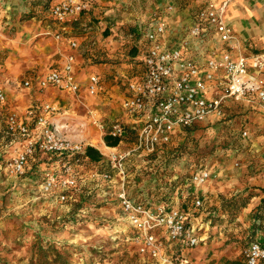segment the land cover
Segmentation results:
<instances>
[{
    "label": "rangeland",
    "instance_id": "1",
    "mask_svg": "<svg viewBox=\"0 0 264 264\" xmlns=\"http://www.w3.org/2000/svg\"><path fill=\"white\" fill-rule=\"evenodd\" d=\"M6 1L9 8L4 5ZM208 1L103 0L72 23L68 34L79 42L76 56L80 60L81 89L86 92L90 72L101 77L106 89L96 96L87 92L83 97L70 96L62 105L68 111L61 122L67 125L63 133L84 146L98 140L95 148L102 154L99 162L70 160L77 186L67 191L70 197L65 200L59 198L58 189L48 193L43 189L46 173L62 175L57 157L36 151L24 174L15 175L8 168V161L21 147L18 132L10 129V116L25 119L19 115L22 108L31 105L24 112L31 107L39 109L51 95L38 94L23 82L59 64V44L46 33L57 27L48 12L52 0L0 1V88L3 83L8 85L5 99L0 100V264H159L141 255L133 241L136 230L117 201L123 180L126 191L138 201L193 212L192 222L202 225L200 233L205 239L197 248L183 252L191 264L211 257L213 244L224 237L227 239L219 249L231 244L230 250L236 254L233 258L244 260L243 249L251 240L246 236L249 226L245 224L253 217L264 221L259 213L264 197L252 212L247 211L250 204H255L254 198L264 196V183L259 181L263 175L257 154L244 134L248 132L244 113L232 109L220 120L187 128L155 153L133 152L125 160L123 173L109 162L105 131L92 121L102 119L106 129L114 104L111 101L116 105L120 101L119 96L107 93L114 85L110 75L114 69L109 66L126 72L124 81H119L120 95H125L127 82L141 72L143 34L154 12L165 18L168 7L177 11L179 17L166 31V40L171 42L175 37L187 36L198 9ZM209 41L219 44L213 37ZM133 50L138 55L134 56ZM91 65L92 69L87 68ZM105 99L111 101L105 103ZM58 112L53 115L56 123ZM82 131L85 137L79 136ZM134 139L131 131L116 150L131 149ZM203 166L213 174L204 186L197 187L191 176ZM196 195L202 201L197 209L193 206ZM260 230L264 231V224ZM171 249L180 254L178 246L172 245Z\"/></svg>",
    "mask_w": 264,
    "mask_h": 264
},
{
    "label": "built area",
    "instance_id": "2",
    "mask_svg": "<svg viewBox=\"0 0 264 264\" xmlns=\"http://www.w3.org/2000/svg\"><path fill=\"white\" fill-rule=\"evenodd\" d=\"M232 1L210 0L201 6L187 36L177 44L166 40L164 16L157 11L152 15L153 20L145 29L144 46L139 54L141 72L126 84V93L121 101L122 113L112 118L106 129L101 120H92L105 134L119 138V143L134 131L131 149L119 151L116 147L106 146L110 150L109 162L121 173L124 172L125 160L133 152L155 153L187 128L209 118H224L226 106L231 101L256 99L264 102V49L248 55L233 54L232 47L239 41L225 18ZM102 2L52 0L48 12L57 24L53 37L57 42H65L72 51L66 54L61 68L50 69L33 80H24L25 87L41 91L53 86L71 93L80 91L81 83L75 72L79 42L68 34V30L82 14ZM170 10L172 7H168L167 11ZM210 31L218 35L221 46L202 55H190L191 40H200ZM86 89L91 95L99 93L100 78L97 74H89L86 78ZM5 96V91L0 88V100ZM57 111L56 105L44 103L39 109L28 108L25 119L10 116V129L18 132L21 147L8 161V168L15 175L24 174L36 151L49 158L57 157L63 168L62 175L55 171L46 173L43 189L46 193L58 189L59 198L65 200L70 197L67 191L77 186L70 160L83 159L86 146L60 133L53 121ZM212 174L209 167L203 166L193 172L191 181L201 187ZM104 177L110 178V175L104 174ZM117 201L127 221L136 230L133 241L141 255L159 264H191L183 252L200 246L205 239L200 233L202 225L192 222L191 210L152 206L138 201L126 191L124 180L119 186ZM201 205V197L196 195L193 206L197 209ZM172 245L179 247V255L172 252ZM243 257L248 264L264 262V239H251L243 249Z\"/></svg>",
    "mask_w": 264,
    "mask_h": 264
},
{
    "label": "crops",
    "instance_id": "3",
    "mask_svg": "<svg viewBox=\"0 0 264 264\" xmlns=\"http://www.w3.org/2000/svg\"><path fill=\"white\" fill-rule=\"evenodd\" d=\"M1 1V0H0ZM217 2H219L220 0H216ZM7 2V1H6ZM6 2H4V5L9 8V3L7 4ZM2 3V2H0ZM1 8H3V5H0ZM178 14L177 11L174 10V8L170 11L167 12L166 16H165V23L168 26H172V22L178 18ZM195 18V16H194ZM225 18L227 23L231 26V28L234 30L235 34L237 35L238 38V44L235 45L234 47H232V52L233 54L237 55V54H252L255 52H259L261 50L264 49V0H233L227 7L226 13H225ZM195 22V20L193 21V23ZM192 23V24H193ZM191 24V25H192ZM56 31V28L53 31H46V33L48 34H52ZM216 38L218 37V35L213 32L210 31L208 32V34L201 38L200 40H195L193 39L190 42V50L189 53L190 55L193 56H198V55H202L204 54V52H211V48H218L221 46L219 40V44H210L209 38L210 37ZM54 37H52L53 39ZM180 38L175 37L174 39L170 40L171 43L173 44H177L180 41ZM57 44H59L58 50L56 53H58L60 55V59H59V64L57 67H53L52 69H59L63 66L64 62H65V56L66 54H68L69 52H71L72 50L67 46V44L65 42H57L55 41ZM80 65V60L78 59V56H76L75 58V72H76V76L79 79L78 76V67ZM94 66H89L87 68H93ZM111 67L110 71V75L113 76V79H111V82H114V85H112V90L111 91H107V93L109 94L111 92V94L113 96H119L118 98L120 99L119 103L117 100V105L115 104L116 102L113 100H109V99H105V103L111 101L114 104H111V108H110V119L114 118L117 114H121L122 113V109H121V101L122 98L124 97V94L122 93L121 95L119 94V88H120V80L124 81V77L125 75V71H123V69L121 67H117V66H109ZM89 74H96V73H89ZM88 74V75H89ZM98 75V74H97ZM99 78H101L99 76ZM34 78L29 77V78H25V80H33ZM17 81V80H16ZM122 84V83H121ZM1 87L3 88V90L5 91L6 94V90L8 88V85L6 83H3V85H1ZM32 89V88H30ZM86 89V88H85ZM106 89V85H104L102 83V79L100 80V91L99 93L103 92ZM33 90L36 93H40L44 92V94L47 92V94L49 95V92L51 93L50 96H48L47 100H44V103H52L54 105L57 106L58 109V129L60 131L61 134H63L64 136H66L68 139L70 140H75L74 138L65 135L63 133V130L66 128V124H61V122L63 121V118H65V116H68V111L64 110L63 108V103L65 101H69L70 96H79L83 97L84 96V92L82 89H80V91L78 93H71V92H67V91H62L56 87L53 86H49L47 88H45L42 91L39 90H35L33 88ZM86 92L89 94V92L86 89ZM85 92V93H86ZM86 93V94H87ZM78 94V95H77ZM96 96V95H93ZM122 96V97H121ZM121 97V98H120ZM31 106V105H29ZM27 106V107H29ZM25 107V108H27ZM19 108V107H18ZM25 108H22L21 112L19 115H24L25 112ZM234 109V111H239L245 114V118L248 120V125H247V135H248V143L251 146L252 151L255 152V154H257V161H259L258 163V168H260L262 171V179L259 180L260 182L264 183V102H260L256 99L254 100H241V101H231L227 104L226 106V110H225V115L228 111L231 112V110ZM114 113V114H113ZM230 115V114H229ZM25 116V115H24ZM67 118V117H66ZM57 119V117H56ZM102 121V119H100ZM213 120H216L215 118H209L207 120H205V122H211ZM62 126V127H61ZM61 127V128H59ZM84 133V132H83ZM82 134V132L80 133ZM85 137V136H82ZM101 141L104 143L103 138H101ZM119 144V143H118ZM117 144V145H118ZM90 146L93 147H97V145L99 144H94L91 143L89 144ZM116 145V146H117ZM113 146V147H116ZM99 147V146H98ZM257 151V152H256ZM212 192V191H210ZM216 193H222V192H216ZM200 197V196H199ZM264 196H259V198H254L255 204H250L249 208H248V213L252 212V210L258 206L261 203V198ZM204 198V197H203ZM259 199V200H258ZM264 205L262 206L263 209ZM261 209V207H260ZM264 211V209H263ZM255 217L252 218V220L250 222H248L245 225H248L249 228L247 229V235L249 238L251 237H255V238H262L264 239V231L260 230V228L262 229V226L264 224V221L259 222V220L257 219V221L255 220ZM255 224V225H254ZM257 224V225H256ZM237 232V230H235ZM255 231V234H253L252 232ZM225 239H227L226 237H224V239L215 242V244H213L212 249H213V254L211 257L207 258V259H196L192 262V264H223L224 260L226 259H230L236 256V254L232 253V251L230 250V245H225L226 247L224 249H219V245H224ZM253 239V238H251ZM250 241V240H249ZM248 241V242H249ZM220 247V248H222ZM197 248V247H196Z\"/></svg>",
    "mask_w": 264,
    "mask_h": 264
},
{
    "label": "trees",
    "instance_id": "4",
    "mask_svg": "<svg viewBox=\"0 0 264 264\" xmlns=\"http://www.w3.org/2000/svg\"><path fill=\"white\" fill-rule=\"evenodd\" d=\"M137 53H138V51L133 50L134 56L138 55ZM104 141H105L107 146H116L119 143V138H113L110 135L105 134L104 135ZM83 159H86L90 162H99L102 160V154L97 148L88 145V146H86V150H85V154H84ZM259 213L264 215V211H263L262 207L259 210ZM257 219L258 218L255 217L256 221H257ZM258 220H260V219H258ZM251 238H255V237H251ZM57 255L59 256L60 254H57ZM223 264H248V263L241 258H230V259L224 260ZM259 264H264V262H261Z\"/></svg>",
    "mask_w": 264,
    "mask_h": 264
},
{
    "label": "bare ground",
    "instance_id": "5",
    "mask_svg": "<svg viewBox=\"0 0 264 264\" xmlns=\"http://www.w3.org/2000/svg\"><path fill=\"white\" fill-rule=\"evenodd\" d=\"M82 125V124H81ZM62 127V126H61ZM61 127H59V128H61ZM83 127V126H82ZM84 128V127H83ZM83 135H85V133H83V131H82V134H79V136H83ZM86 136V135H85ZM92 142V141H91ZM99 141L98 140H96L95 141V143L94 144H97ZM99 144V143H98Z\"/></svg>",
    "mask_w": 264,
    "mask_h": 264
}]
</instances>
